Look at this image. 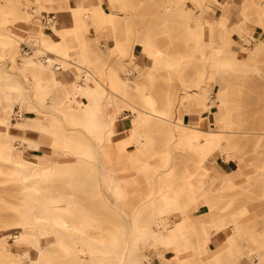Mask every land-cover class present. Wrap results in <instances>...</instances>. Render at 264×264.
<instances>
[{"label": "bare ground", "instance_id": "1", "mask_svg": "<svg viewBox=\"0 0 264 264\" xmlns=\"http://www.w3.org/2000/svg\"><path fill=\"white\" fill-rule=\"evenodd\" d=\"M52 1L59 2V8L66 11L56 20L48 19L46 14ZM100 1L0 0V9L13 7L17 14L12 24L0 20V57H9L30 66L33 87L43 73L58 81L51 88L48 101L38 99L48 108L46 121L36 115L23 116L19 110L14 114L6 107L0 114V176L5 175L19 184L22 194L19 199L28 205L25 211L10 213V218L0 217V264H121L118 252L123 248L126 249L123 264H227V253L241 243L248 231L242 219L246 211L238 209L231 213L226 205L220 206L221 197L230 195L226 189H234L238 182L229 178L214 188L213 183L203 180L201 174L197 179L192 175L195 171L196 175L209 169L204 160L215 151H220L219 155L225 160L235 162L234 166L241 171L249 165L243 158L241 137L237 140L233 133L254 131L234 130L241 125V115L239 109L231 106L230 85L224 71L234 60L232 51L235 52L231 47L224 50V45L231 40L242 45L247 40L245 29L234 30V26L237 21L246 23L249 13L257 10L251 5L253 0L241 3L240 10L245 19L236 18L233 25L228 24L229 17L225 14L206 17L205 0H169L163 6L167 21H179L186 30L193 29L201 37L207 29L209 36L204 43L213 44L219 38L222 44L216 54L218 66L213 76L222 81L216 97L211 95L210 84L198 80L183 81L185 91L180 98L175 102L167 99L164 103L137 79L149 76L151 80L152 68L141 73L128 66L122 68L121 76L115 67L107 70L89 67L102 57L95 56L96 49L89 50L84 37L86 31L109 26L115 41L108 51L122 52L124 37L120 36L126 22L135 27L133 8L126 4V0H109L108 7ZM34 11L39 17L33 20L35 32L27 30V24L25 29L20 28L32 21L31 12ZM67 18L73 21L70 26L63 25ZM17 21L24 24H16ZM230 31L235 33L233 39L225 36V32ZM137 33L138 50L133 49L128 55L134 58L139 52L147 56L146 64H150L160 53L155 49L158 35L150 32L149 36L141 30ZM23 42L30 49L26 55L22 51ZM56 48L62 49L66 55L68 50H75L79 62L72 61L71 57H58L53 52ZM163 54L167 64L181 59L167 50ZM197 56L203 58L202 51ZM70 62L80 68L69 72ZM172 72L181 75L179 69H172ZM59 74L66 78L71 76L72 91L62 89ZM103 87L121 90L124 107L116 106L113 93L103 99ZM235 88L240 90V86ZM133 89L140 92L136 98ZM23 91L20 80L0 68V101L4 96L23 95ZM188 97L192 99L184 101ZM104 100L108 106H113L112 110L103 107ZM204 108L210 110V121L216 118V112L219 113L221 130L202 127ZM120 114L129 117L130 133H115L114 126ZM187 115L190 124L185 123ZM156 127H163L168 138H179L186 145L181 149L193 151L196 157L192 163H179L176 150L168 144L171 142L164 144L155 133ZM45 136L55 145L54 151L74 155L75 159L53 162L48 171H39V165L48 159L42 153L46 151L45 147L42 148ZM21 152H28L31 157ZM33 157L36 162L31 165L34 161L29 158ZM4 160L9 167L3 164ZM29 164L31 170L27 171ZM256 166L257 179L262 181L259 200H264V158ZM190 168L194 169L189 173ZM70 170H73L70 175L64 173ZM221 187L226 193L217 192ZM104 189L112 195L115 206L105 196ZM56 203L62 208L53 212L47 204ZM40 204L49 209L46 215H37L36 207ZM202 204L205 210H200ZM219 206L222 209L218 212ZM172 211L182 215L174 223L169 218ZM53 213L55 218L62 219L58 221L59 226L69 224L63 230L58 229L64 237L57 239V243L52 240L43 243L41 235L53 230L39 229V226L42 218H52ZM27 217L32 219V230L25 228ZM38 217H42L41 220ZM103 219L109 225H104ZM11 226H16L19 232L14 236L16 251L8 241L11 233H6ZM223 230L228 232L217 250L212 239ZM208 240L212 242L209 246ZM150 247L152 253L148 251ZM208 248L213 253L206 256ZM69 249L90 254L85 260L74 258L67 263L61 262L57 256ZM188 249L194 255L184 253ZM169 253L177 255L175 261L168 257ZM153 255H157L158 262L154 263ZM213 255L220 257L217 263L212 259ZM258 256L264 264V247ZM231 263L240 264L236 260Z\"/></svg>", "mask_w": 264, "mask_h": 264}, {"label": "rangeland", "instance_id": "2", "mask_svg": "<svg viewBox=\"0 0 264 264\" xmlns=\"http://www.w3.org/2000/svg\"><path fill=\"white\" fill-rule=\"evenodd\" d=\"M94 1L97 2L98 0ZM168 1L169 0H126V4L132 5L135 27L128 21L126 22L127 24L123 28V32L120 36L121 38L124 37V48L122 49V52H119L118 50L108 51V49L113 48V43L115 41L114 35L110 31L109 26H103L100 29L91 28L89 31H86L84 37L87 41V44L89 45V50L96 49L95 56L102 57L99 61L91 63L89 67L95 70L99 68L107 70L109 68L115 67L120 70L121 76L123 72L122 68L128 66L131 69H136L141 73H145L148 68H152V75H150V77L153 76V78H151V80H149V76H140L137 79L140 81L142 86L145 85L149 88V90L155 92L158 99L162 103H164V101L167 99L175 102L180 98L179 95H182L183 91H185L182 87L183 81L192 82L198 80L202 84H210L211 95L216 97L220 83H222L219 78H214V72L217 70L218 66L216 54L222 44L220 43L219 38L218 41L213 44L204 43V40L209 36L207 29L205 35L201 37L193 29H190V31L186 30V26L181 24L179 21H167V15L163 9V6ZM243 1L244 0H205L206 9L204 10V14L208 18H214L216 15L225 14L229 17L228 24L233 25L236 18L241 20L245 19L244 12L240 10L241 3ZM100 2L105 7L109 6V0H101ZM59 5V2L56 1H52L51 4H49V7L46 9V14L49 15L47 16L48 19L52 20L53 18L56 20L66 13L65 9L59 8ZM251 5L257 10L252 12V14L248 12L250 17L246 20V23L237 21L234 26V30L241 28L245 29L247 33V40L244 41L242 45L239 43L236 45V43H233L232 40L223 45L225 46L224 50L228 51V49L231 47L230 49H233L235 52L233 53L232 51L234 60L227 66V70L224 71V76L227 78L230 85V93H228V96L231 98V106L232 108L239 109L241 115V125L239 127H235L234 130L239 131L249 129L254 131V133L249 134L235 132L233 133V136L237 140H239L241 137L240 141L241 146L243 147V158L253 166L254 171L252 174H249L246 177L245 182H240L239 184L237 183L234 189H226L227 193L230 195L221 197L220 206L226 205L228 212L231 213L237 211L238 209H242V207H245L243 210L246 212L244 213L243 218L257 219V224L264 226V200H259L261 196L260 193L262 191V181L257 179V174L259 172L256 166L261 162V159L264 158V0H253ZM22 8L24 10L26 9L24 4L22 5ZM15 13V8L8 6L3 7L0 9V20L4 19L8 23L12 24L15 22V17L17 15ZM31 14L32 21L25 23V25H21L20 28L25 29L27 24V30L35 32V29H33V25L35 26L33 20L37 19L38 14L35 11L31 12ZM20 23L21 21L16 22V24ZM21 24H24V22ZM71 24H73V21L70 18L65 19L63 23V25L66 26H70ZM36 27L38 28L39 25H36ZM15 28L16 27L13 26V29ZM138 30L147 32L149 36H151L150 32L156 33V35H158V43L155 45V49L160 53H158V59L153 60V62L150 64H146L147 56L139 54V52L134 58L128 55V53L133 49L138 50L140 42L135 38V36L138 34ZM221 31L222 30L219 28L218 32L220 33ZM230 32H225V36H231L233 39V34L235 33L232 31ZM28 47L29 46L25 42L22 43V51L24 53L23 55H26L27 50H30ZM166 50L167 52L173 54L176 58H181L180 61L174 59L176 61L167 64L163 54ZM200 51L203 53V58H199L197 56ZM53 52L58 57H71L72 61H75L76 63L79 62L75 57L76 51L73 49L68 50L67 55L62 49L59 48H56L53 50ZM75 62L68 63L70 68L69 72H71L73 69L80 68ZM0 68H2L6 74L19 79L24 86L23 95H8L1 99L0 114L4 112V108L6 107L7 110L14 114H17V110H19L23 116L36 115L39 119L46 121L48 108L45 107V105H41L40 102H38V99L42 98L44 102L48 101L50 98L51 88L58 84V81L53 77L43 73L37 78L36 87H33V78L31 77L30 66L20 64L19 61L16 62L5 56L0 57ZM172 69H179L181 71V75H176L172 72ZM59 79L61 84H63L61 85L62 89L64 88L67 90V92L72 91L73 87L71 84V76L68 75L66 78L59 74ZM133 81L134 80L130 82L133 83ZM92 83L96 82L92 81ZM134 83H136V81ZM236 86H240V90H237L235 88ZM102 89L103 99H105L107 95L113 93L112 96L116 106L120 108L124 107V100L120 96L121 90L113 88V92L111 89H107L105 87ZM132 94L136 98L138 95H140V92L133 89ZM185 99L190 100L192 97L184 98V101H186ZM103 107H107L108 110L113 109V106H108L105 100ZM213 109H216V106H213ZM202 114L205 118V122L202 127L211 131H219L223 128L222 123L219 122L218 119L219 113L216 112V118L213 119V121L209 120V117L211 119V113L208 108H204ZM19 117L21 118V116ZM128 120L129 117H124L122 114H120L117 122H122L123 124L117 125V128L125 130L127 129V132L130 133L127 122ZM185 123H191L189 115H187ZM154 130L157 137L164 144L171 142L168 144L172 146L174 150H176V158L179 163L182 165L185 163H192L191 160L196 157V154L193 151H185L181 149L186 147V145H183L179 138H168V134L163 127H156ZM117 132H120V130H117ZM44 141L45 143L42 144V148L45 147L43 149L46 151H43L42 153L48 159L39 165V171H48V169L51 168L53 162L58 163L60 161H69L75 159L74 155H62L57 151H54L55 145L49 143V140L46 136ZM180 150H182V152H180ZM220 153V151H215L205 158L204 163L207 165V167H209L208 170L203 169L204 171H197L198 173L196 175V171L193 172L194 168H190L188 172H193L192 177L194 179H197L198 174H201L202 179L209 182V184L213 183L215 188L219 185H222L220 180L216 183L219 175L222 176L221 170L218 172H212L210 169L215 163H219L218 167H221L222 162L225 161V158L219 155ZM21 154H27L25 155L26 157H31L30 153L28 152H21ZM29 159L32 160V162L34 161V163H31V165L35 164L36 159L34 157V160L32 158ZM3 164L9 167L7 160H4ZM31 165L29 164L27 171L31 170ZM212 170L215 171L214 168ZM72 171L73 170L68 172L65 171L64 173L70 175L73 173ZM174 172H176V170ZM240 173H242V171L237 169L235 166L234 169L226 171L223 174V181L225 179L235 178V176L239 175ZM19 189V184L15 180H10L5 175L0 176V217L10 218V213L12 212L27 210L26 206L28 205L23 202L22 198L19 199V197L22 195ZM224 190L225 189L221 187L217 192L219 194L226 193ZM104 191L105 196L112 203V195L106 191V189H104ZM77 193H79V189ZM230 200H232L231 203H229ZM47 205H49V209L54 210L53 212L62 208V206L60 207L59 203ZM112 205L115 206L113 203ZM220 206L217 207L219 211L222 209ZM49 209L41 207L40 204V206L36 207V213L37 215H46ZM200 210H205V206L203 204L200 206ZM54 214L55 213H53L52 218L41 217L42 220L38 217V219L42 221L39 229L42 228L53 230H48V233L41 235L43 243H47L50 240H52L54 243H57V239L64 237V234L61 231L59 232L58 229L61 228V230H63V228L68 227V221H65V223H68L67 225L59 226L58 221H61L62 219L55 218ZM181 217L182 215L178 211H172L169 214V218L172 223L178 221ZM25 220L28 222L25 228L32 230L34 228L32 219L27 217ZM104 221L105 219H103V222ZM104 225H109V222L105 221ZM6 233H11V235L8 237V241L11 243L13 250L16 251V242H14V236L19 234L18 228L16 226H11L6 230ZM225 233H227V230L222 232L223 235H225ZM210 242L211 240L207 241V246L210 245ZM213 243L215 244V249L219 250L221 241H215ZM125 250L126 249L123 248L118 252V258L121 260V264H123L122 261L125 257ZM148 251L151 253V247ZM212 253L213 250L208 248L206 251V256H209ZM89 254V252H77L69 249L62 252L61 255L57 257L61 258V262L67 263L71 260H74V258L85 260L89 257ZM190 258L193 259V257ZM218 258L220 259L219 256H212V259L216 263L218 262ZM153 259L154 262L158 261L157 258H154V256Z\"/></svg>", "mask_w": 264, "mask_h": 264}, {"label": "crops", "instance_id": "3", "mask_svg": "<svg viewBox=\"0 0 264 264\" xmlns=\"http://www.w3.org/2000/svg\"><path fill=\"white\" fill-rule=\"evenodd\" d=\"M87 1V0H86ZM187 103V102H185ZM128 122V126L130 129L131 124ZM123 124L122 122H117L114 126V130L116 134H122L123 131L127 132V129H119L117 128V125ZM117 130H120V132H117ZM234 163L235 162H229L227 160L223 161L221 164V167H218L219 163H215L214 166L211 169L212 172H218L219 170H221L222 172V176L219 175L218 180L216 181V183L220 180L222 181L224 178V173L226 171L232 170L234 169ZM215 169L212 170V169ZM254 171L253 166L251 164L246 165L243 169H242V173H240L239 175L235 176V180L238 183H243L246 181V177L249 174H252ZM215 188V185L213 186ZM245 204V203H244ZM245 206V205H244ZM239 208V207H238ZM236 208V209H238ZM245 207H242V209H244ZM217 211L219 212V209H217ZM257 219H253V218H248L245 219V217L243 218V224L245 227L248 228L247 234L241 239V243L237 245V247L235 249H232V251H230L229 253H227V258L228 263L227 264H232L231 262H233L234 260H236L237 262H239L240 264H263L262 261H260V257L258 256V253L262 250V248L264 247V226H260L259 224H257L256 222ZM264 224V221H263ZM224 231V230H223ZM219 232L216 239H212V242H222L224 237L226 236L222 234V232ZM228 232V230H227ZM153 251L151 250V253ZM184 253H188V254H192L193 255V251L188 249L186 250ZM154 258H157V255H153ZM191 256V255H190ZM168 257H170L172 259V261H175V259L177 258V255H175L174 253H169ZM158 262V261H156ZM155 263V262H154Z\"/></svg>", "mask_w": 264, "mask_h": 264}]
</instances>
